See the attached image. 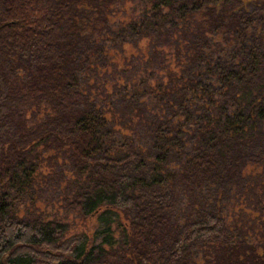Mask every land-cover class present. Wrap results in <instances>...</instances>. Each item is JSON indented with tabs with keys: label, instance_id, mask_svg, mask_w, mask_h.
<instances>
[{
	"label": "trees",
	"instance_id": "trees-1",
	"mask_svg": "<svg viewBox=\"0 0 264 264\" xmlns=\"http://www.w3.org/2000/svg\"><path fill=\"white\" fill-rule=\"evenodd\" d=\"M0 264H264V0H0Z\"/></svg>",
	"mask_w": 264,
	"mask_h": 264
},
{
	"label": "rangeland",
	"instance_id": "rangeland-1",
	"mask_svg": "<svg viewBox=\"0 0 264 264\" xmlns=\"http://www.w3.org/2000/svg\"><path fill=\"white\" fill-rule=\"evenodd\" d=\"M45 153H47V152H45ZM48 155L49 154H45V157H47ZM48 158H47V160H48ZM60 213H61V208H60ZM65 220L68 222V226H69L68 234L73 233V232H78L81 230L91 232L96 225V221L93 218H88V219L84 220V219L76 216L72 212L69 213V215L67 216V219H65Z\"/></svg>",
	"mask_w": 264,
	"mask_h": 264
}]
</instances>
